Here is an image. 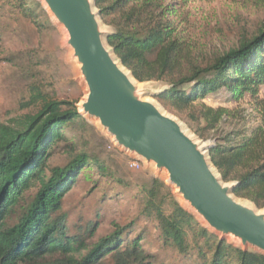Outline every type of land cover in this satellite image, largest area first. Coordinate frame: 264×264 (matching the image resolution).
<instances>
[{"label":"trees","instance_id":"trees-1","mask_svg":"<svg viewBox=\"0 0 264 264\" xmlns=\"http://www.w3.org/2000/svg\"><path fill=\"white\" fill-rule=\"evenodd\" d=\"M95 1L103 22L115 28L108 44L123 66L139 83L167 84L157 101L201 139L215 141L209 156L221 179L236 183L237 198L264 209V112L252 130L225 131L231 111L204 102L221 90L235 101L245 94L258 98L264 89V26L224 54L195 57L160 0ZM5 7L39 32L51 28L36 0H3L0 8ZM29 91L25 106L40 110L12 126L0 125V264H153L143 237L131 242L128 237L141 218L155 225L156 241L183 259L181 264H264V256L219 241L154 178L135 186L139 213L123 226L115 222L107 236H96L98 211L72 222L62 208L79 182H90V190L101 180L123 189L130 184L86 152L87 126L74 103L47 97L37 87ZM53 155L61 157L56 164L49 162ZM94 169L97 179L91 176ZM107 197L104 193L103 205Z\"/></svg>","mask_w":264,"mask_h":264},{"label":"rangeland","instance_id":"rangeland-1","mask_svg":"<svg viewBox=\"0 0 264 264\" xmlns=\"http://www.w3.org/2000/svg\"><path fill=\"white\" fill-rule=\"evenodd\" d=\"M2 1L0 0V6ZM160 2L168 6L173 13L170 14V20L182 40H188L195 57L224 54L237 48L242 39L264 26V0H160ZM42 6L41 9L44 10ZM44 13L51 28L39 32L34 25L21 20L8 8L5 7L3 11L0 8V125L10 126L16 120L26 115H34L40 110V105L25 106L30 100L31 87L39 88L47 97L52 96L61 102H72L75 109L80 111L79 105L85 98L86 87L80 80L78 65L66 46L64 30L55 23L46 9ZM100 22L104 31H115L113 26L103 22L101 15ZM138 87L152 93H161L168 89L167 84L161 81L138 83ZM148 99L158 103L164 112L178 120L187 134L196 140L204 143L213 141L201 139L183 118L163 107L156 96H149ZM204 102L212 108L231 111V116L222 125V130L238 128L249 131L261 125V115L264 112L262 88L257 99L245 94L242 99L235 101L226 90H221L207 97ZM84 121L87 126L83 134L87 142L86 152L102 160L110 171L127 181L130 188L116 187L113 182L108 184L109 187L101 180L98 188L90 190V182H79L65 199L62 208L63 211L69 212V219L72 222L78 217L85 220L89 217L90 211H93V214L98 211L101 213V221L96 229V236H107L114 230L115 222L123 226L139 213L140 205L132 198L139 188L135 186L147 183L152 178L168 188L177 204L194 214L176 195L175 189L168 185L165 172L159 173L153 164L137 160L133 155L115 148L112 140L94 121L87 118H84ZM60 160L61 157L53 155L49 162L56 164ZM91 173L93 179L98 178L96 169ZM104 193L108 194L105 205L102 204L104 200L101 202ZM193 216L201 223L197 216ZM128 237L130 242L143 237L142 246L152 257L153 264L183 262V259L164 251L155 239V225L143 218L135 223ZM223 242L240 247L239 242L230 239Z\"/></svg>","mask_w":264,"mask_h":264},{"label":"water","instance_id":"water-1","mask_svg":"<svg viewBox=\"0 0 264 264\" xmlns=\"http://www.w3.org/2000/svg\"><path fill=\"white\" fill-rule=\"evenodd\" d=\"M36 1L64 30L66 46L78 65L86 95L77 113L94 121L115 148L165 172L168 185L219 241L230 239L240 247L230 246L264 256V209L237 199L236 183L221 179L209 156L215 141L196 140L148 99L165 91L152 93L138 87L108 44L114 31H104L96 1Z\"/></svg>","mask_w":264,"mask_h":264}]
</instances>
